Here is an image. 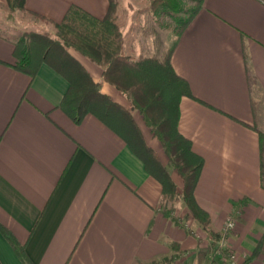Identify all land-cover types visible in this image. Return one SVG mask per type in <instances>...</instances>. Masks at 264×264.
<instances>
[{"label": "crops", "instance_id": "obj_1", "mask_svg": "<svg viewBox=\"0 0 264 264\" xmlns=\"http://www.w3.org/2000/svg\"><path fill=\"white\" fill-rule=\"evenodd\" d=\"M0 3L6 11L7 0ZM72 4L102 18L110 1L27 0L26 7L60 21ZM176 40L172 65L195 96L181 98L178 128L204 158L195 197L216 238L183 202H162L161 183L123 136L93 113L76 122L61 108L70 86L64 75L47 63L34 77L16 69L14 38L0 29V223L34 264L261 262L254 125L264 129V0H203ZM73 53L102 81L100 65ZM102 90L129 104L109 83ZM0 264H23L1 229Z\"/></svg>", "mask_w": 264, "mask_h": 264}, {"label": "trees", "instance_id": "obj_2", "mask_svg": "<svg viewBox=\"0 0 264 264\" xmlns=\"http://www.w3.org/2000/svg\"><path fill=\"white\" fill-rule=\"evenodd\" d=\"M109 1L108 12L102 18L78 4H72L62 20L56 21L28 9L27 0H7L8 18H13L18 11L28 12L52 24L56 34L52 36L35 30L24 31L17 40L14 39V67L34 77L40 66L47 63L64 75L70 86L63 97L61 108L76 122H80L87 113H93L123 136L144 161L147 170L161 183L162 202H183L188 214L209 235L216 238L218 234L210 228V212L195 197L204 158L194 151L192 141L178 128L181 98L184 95L195 96L189 82L172 65L171 57L177 40L163 58L141 56L136 59L126 54L117 1ZM161 1L153 0V4ZM164 2L162 6L174 9L175 5ZM202 2L199 0V5L181 23L177 37L198 12ZM74 51L103 68L102 81L93 78ZM247 68L249 71L248 65ZM105 82L124 93L129 104L123 105L105 93L102 90ZM135 111L140 113L153 135L159 139L173 172L162 161L156 149L146 142L143 130L134 116ZM254 129L260 138L261 180L264 186V129L257 124ZM164 213L172 221L179 222L172 208L165 209ZM0 229L23 264H34L26 253L25 245L1 223Z\"/></svg>", "mask_w": 264, "mask_h": 264}, {"label": "rangeland", "instance_id": "obj_3", "mask_svg": "<svg viewBox=\"0 0 264 264\" xmlns=\"http://www.w3.org/2000/svg\"><path fill=\"white\" fill-rule=\"evenodd\" d=\"M116 1L119 22L124 35L125 52L136 59L141 56L165 57L177 38L181 23L189 17L193 8L199 5V0H162L161 3L159 1L155 5L153 0ZM164 1L171 6L175 5L174 9L162 6V4H165ZM7 14L8 8L5 11L0 3L1 32L15 40L27 30H35L56 36L52 24L28 12L18 11L13 18H8ZM134 116L143 128L146 142L156 149L162 161L173 172L172 165L159 139L153 135L150 127L144 122L138 111L134 112ZM174 174L179 179L176 172ZM161 264H171V261L164 260Z\"/></svg>", "mask_w": 264, "mask_h": 264}, {"label": "built area", "instance_id": "obj_4", "mask_svg": "<svg viewBox=\"0 0 264 264\" xmlns=\"http://www.w3.org/2000/svg\"><path fill=\"white\" fill-rule=\"evenodd\" d=\"M233 218H230L228 221H227V225H226V230L228 229H231L233 226H234V219L232 220ZM259 264H264V257L262 258L261 262Z\"/></svg>", "mask_w": 264, "mask_h": 264}]
</instances>
